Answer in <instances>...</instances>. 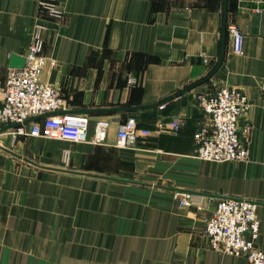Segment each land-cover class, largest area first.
I'll return each instance as SVG.
<instances>
[{
  "label": "crops",
  "instance_id": "0c3cea01",
  "mask_svg": "<svg viewBox=\"0 0 264 264\" xmlns=\"http://www.w3.org/2000/svg\"><path fill=\"white\" fill-rule=\"evenodd\" d=\"M43 1L63 20H48ZM223 10L224 0H0V81L12 56H27L35 24H49L42 81L59 91L65 114L89 118L90 139L98 121L112 123L101 145L0 133V264H247L205 236L227 199L258 204L264 252V2L227 0L222 65L179 95L218 64ZM230 25L244 36L243 56ZM222 88L249 99L244 161L197 156L206 123L198 96ZM130 117L150 136L119 149L118 126ZM175 120L178 132L160 128Z\"/></svg>",
  "mask_w": 264,
  "mask_h": 264
},
{
  "label": "built area",
  "instance_id": "2783aa9c",
  "mask_svg": "<svg viewBox=\"0 0 264 264\" xmlns=\"http://www.w3.org/2000/svg\"><path fill=\"white\" fill-rule=\"evenodd\" d=\"M40 7L48 20H63L64 12L56 3L43 1ZM49 30V24H35L25 66L10 69L6 81H0V132L16 125L10 131L15 138L31 136L76 144H104L112 123L98 121L90 139L89 118L65 114L66 108L59 91L42 81L48 64L43 34ZM228 33L233 42L234 54L243 56V34L235 25L228 27ZM260 91L264 95V76L260 81ZM198 103L206 116V123L195 133L198 158L212 163L246 160L249 151L243 145L239 133L240 122L249 109L248 97L238 90L222 88L214 95L200 94ZM40 117L44 118L29 123L31 128L27 131V122ZM183 125L182 121L175 120L160 125V128L178 132ZM116 136V147L124 149L148 138L150 132L140 129L136 118L130 117L119 124ZM176 198L183 207L192 205V196L189 194L177 195ZM257 210L258 204L247 199L222 200L213 216L206 221L205 236L210 248L229 256L245 257L247 264H264V252L257 247L261 229Z\"/></svg>",
  "mask_w": 264,
  "mask_h": 264
},
{
  "label": "water",
  "instance_id": "95a60500",
  "mask_svg": "<svg viewBox=\"0 0 264 264\" xmlns=\"http://www.w3.org/2000/svg\"><path fill=\"white\" fill-rule=\"evenodd\" d=\"M226 29H227V0H224L223 22H222V46H221L220 60H219L218 64L214 67V69L210 72V74L204 80L194 84L193 86L189 87L187 90L181 92L179 95H182L185 92H188V91H190V90H192L198 86L205 84L217 73V71L219 70L220 66L222 65L223 59H224V45H225ZM24 66H25V59L24 58H21L19 56H12L11 67L13 69H21ZM43 118L44 117H40V118L30 120L27 122V124L34 122V121H38V120L43 119ZM16 127H17L16 125L7 127L4 130H2L0 133H3L8 129H12V128H16Z\"/></svg>",
  "mask_w": 264,
  "mask_h": 264
}]
</instances>
